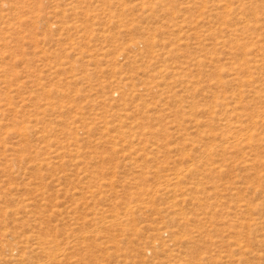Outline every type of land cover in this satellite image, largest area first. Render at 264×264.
I'll return each instance as SVG.
<instances>
[{
    "label": "rangeland",
    "instance_id": "rangeland-1",
    "mask_svg": "<svg viewBox=\"0 0 264 264\" xmlns=\"http://www.w3.org/2000/svg\"><path fill=\"white\" fill-rule=\"evenodd\" d=\"M0 264H264V0H0Z\"/></svg>",
    "mask_w": 264,
    "mask_h": 264
},
{
    "label": "bare ground",
    "instance_id": "bare-ground-1",
    "mask_svg": "<svg viewBox=\"0 0 264 264\" xmlns=\"http://www.w3.org/2000/svg\"><path fill=\"white\" fill-rule=\"evenodd\" d=\"M18 249V247H16Z\"/></svg>",
    "mask_w": 264,
    "mask_h": 264
}]
</instances>
